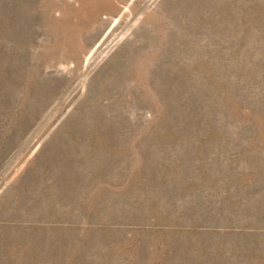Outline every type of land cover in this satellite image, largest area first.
<instances>
[{"label":"rangeland","instance_id":"374dc122","mask_svg":"<svg viewBox=\"0 0 264 264\" xmlns=\"http://www.w3.org/2000/svg\"><path fill=\"white\" fill-rule=\"evenodd\" d=\"M0 264H264V0H0Z\"/></svg>","mask_w":264,"mask_h":264}]
</instances>
